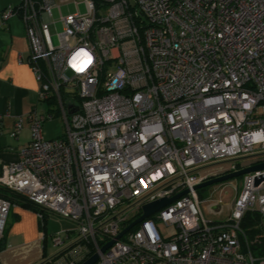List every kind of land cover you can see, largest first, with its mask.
Here are the masks:
<instances>
[{
  "label": "built area",
  "instance_id": "2783aa9c",
  "mask_svg": "<svg viewBox=\"0 0 264 264\" xmlns=\"http://www.w3.org/2000/svg\"><path fill=\"white\" fill-rule=\"evenodd\" d=\"M72 2L83 11L56 20ZM15 17L49 110L28 114L32 140L15 161L0 150V185L78 224L83 241L45 263L83 264L93 244L95 264H264L252 249L261 238L241 226L250 211L264 221V170L244 176L225 222L205 218L202 204L222 206L197 189L264 163H240L264 151V0H22L1 14L4 25ZM58 116L65 134L47 141ZM22 129L20 118L12 137ZM219 162L231 166L204 173ZM184 191L101 253L144 206ZM131 202L134 214L118 212ZM12 207L0 197V244Z\"/></svg>",
  "mask_w": 264,
  "mask_h": 264
},
{
  "label": "crops",
  "instance_id": "0c3cea01",
  "mask_svg": "<svg viewBox=\"0 0 264 264\" xmlns=\"http://www.w3.org/2000/svg\"><path fill=\"white\" fill-rule=\"evenodd\" d=\"M8 5L10 3H0V115L3 116L0 150L3 163L15 161L30 143L22 139L25 133L31 132L28 114H46L45 103L39 101L40 86L27 62L29 44L23 22L15 17L6 25L2 23L1 14ZM20 118H23V129L18 138H13L11 134ZM38 220L32 210L12 207L0 244V264H37L40 261Z\"/></svg>",
  "mask_w": 264,
  "mask_h": 264
},
{
  "label": "rangeland",
  "instance_id": "374dc122",
  "mask_svg": "<svg viewBox=\"0 0 264 264\" xmlns=\"http://www.w3.org/2000/svg\"><path fill=\"white\" fill-rule=\"evenodd\" d=\"M22 0H0V3H10L7 7L18 5L21 3ZM82 2V0H77V3ZM78 10L83 11V7L77 6L75 3H70L68 5H65L61 8V10H56L54 12L55 19L58 20L61 18V16L69 15L70 13H75ZM58 32L62 31V25L59 24ZM57 41L56 36H54V42ZM49 110L48 104H45V113H47ZM43 134L44 138L47 141L50 140H56L60 139L65 134V121L61 116H58L54 120L48 121L43 126ZM23 141L30 142L32 140V133H25V135L22 136ZM258 155V156H257ZM256 156V157H252ZM264 159V151L259 152L255 155L242 157L240 159V163L244 164H250L253 161L263 160ZM231 166L230 163L227 162H219L216 164H213L208 167V169L204 172L205 174H212V173H222L229 169ZM244 180V176L237 178L235 181H237V188L233 186V182L235 181H229L226 183H222L219 185H215L212 187H207L204 189H201L199 194L202 201H213V202H220L222 206V212L219 214H214L209 211V203L202 204V212L205 216V218L208 221L212 222H225L229 220L231 217V214L233 213V210L235 208V203L237 200V197L239 196L241 192V186L242 182ZM133 204L131 203H124L122 206L118 208V212H124L126 216L129 215V212L131 211V214H134L133 210ZM132 206V207H131ZM131 207V208H130ZM130 208V209H129ZM12 217V215H11ZM112 218V216H108L107 219L103 221V223L109 221ZM38 224L40 227V243H39V254H40V261L37 264H43L49 259H52L56 255L60 254L62 251L68 249L73 244L77 243L81 237L79 234V226L76 223H73L69 220L63 219L56 215H50L48 218V221L46 223V229H42L40 225V221L38 220ZM159 227L163 233L164 236H168L173 234L175 231L174 227H166L163 224L158 223ZM99 224H97L98 227ZM61 236L62 239L65 241L61 246H55L54 243V236ZM70 237V238H69Z\"/></svg>",
  "mask_w": 264,
  "mask_h": 264
},
{
  "label": "trees",
  "instance_id": "16d2710c",
  "mask_svg": "<svg viewBox=\"0 0 264 264\" xmlns=\"http://www.w3.org/2000/svg\"><path fill=\"white\" fill-rule=\"evenodd\" d=\"M0 197L9 200L12 203L13 207L20 206L22 208H26L35 212L38 215L42 229H46V223L51 214L41 207L32 204L26 196L0 185ZM241 226L245 231L249 232V236L252 241L257 239V237L261 238L259 243H256L252 246V249L256 255L264 256V221L261 215L256 211L247 212L241 221ZM136 229L137 227H135L133 230ZM82 243L83 241H78L75 244L77 246ZM103 245L104 243L101 244V246ZM89 248L93 251L89 256H93V244H90ZM43 264L48 263L44 262Z\"/></svg>",
  "mask_w": 264,
  "mask_h": 264
},
{
  "label": "water",
  "instance_id": "95a60500",
  "mask_svg": "<svg viewBox=\"0 0 264 264\" xmlns=\"http://www.w3.org/2000/svg\"><path fill=\"white\" fill-rule=\"evenodd\" d=\"M76 112L75 108H71L70 113H74ZM264 170V163L257 165V166H253L247 169H243L240 170L238 172H234V173H230V174H225V175H221L219 177L213 178L201 185H199L197 187V189H204L207 187H212L215 185H219L222 183H226L229 181H233L236 180L239 177L245 176L247 174L253 173V172H258V171H263ZM261 182V180L257 181V185H259ZM187 191H184L180 194H178L177 196L171 198V199H162V200H158L156 202L150 203L146 206H144L143 208V215L135 220L133 223H131L126 229H124L117 237L116 240H113L109 243H107L105 246H103L101 248V253H106L114 244L117 240L122 239L127 233H129L131 230H133L139 223H141L142 221H144L145 219L149 218L150 216H152L153 214H155L156 212H158L159 210H161L162 208L166 207L167 205L173 203L174 201L178 200L179 198H181L182 196L186 195ZM214 211L219 213L221 211V207L217 206L214 207ZM99 260V254L96 253L94 254L90 259H88L86 262H84L83 264H95L97 261Z\"/></svg>",
  "mask_w": 264,
  "mask_h": 264
}]
</instances>
